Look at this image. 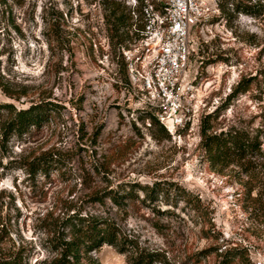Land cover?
I'll list each match as a JSON object with an SVG mask.
<instances>
[{
	"label": "rangeland",
	"instance_id": "374dc122",
	"mask_svg": "<svg viewBox=\"0 0 264 264\" xmlns=\"http://www.w3.org/2000/svg\"><path fill=\"white\" fill-rule=\"evenodd\" d=\"M110 1L131 13L114 37ZM216 1L213 22L193 35L196 100L207 113L220 109L208 133L246 132L264 149V13L236 11L244 0ZM141 6L0 0V71L9 89L0 87V103H51L41 126L7 137L2 110L0 252L22 248L25 264H46L56 256L52 237L82 212L111 217L137 247L105 243L82 254V264H220L231 248L245 257L240 264H264V160L251 169L235 157L210 162L201 126L165 137L127 85L123 50L136 39L130 24ZM243 77L247 90L229 98ZM47 152L59 161L33 173L28 162ZM134 183L136 201L122 209L92 200Z\"/></svg>",
	"mask_w": 264,
	"mask_h": 264
},
{
	"label": "trees",
	"instance_id": "16d2710c",
	"mask_svg": "<svg viewBox=\"0 0 264 264\" xmlns=\"http://www.w3.org/2000/svg\"><path fill=\"white\" fill-rule=\"evenodd\" d=\"M141 5L145 0H138ZM157 4V0H151ZM122 6L116 1H110L107 6L106 13L107 23L112 31V36L119 33L121 27L126 26V21L131 19V13L127 15L121 9ZM224 13L226 9L222 7ZM236 11H243L247 14L262 15L264 13V5L261 2H253V0L239 1L235 5ZM137 22H140L137 23ZM213 22V20H211ZM132 27L136 25L133 36L140 37V33L144 29V21L142 15L130 24ZM129 33V32H128ZM123 73L128 78L126 63L122 56ZM3 75L0 71V87L8 93L9 89L3 80ZM251 79L243 77L231 92L229 98L236 96L241 91H246ZM247 83V84H245ZM51 103L40 101L33 103L28 107L17 109L12 103H0V116L3 109L8 111V117L2 123L4 134L9 136L14 131H26L31 126L39 127L47 120V110ZM220 113L219 107L212 112L205 114L201 120V135L204 147L207 151L210 162L216 163L225 161L231 158L245 160L241 164L249 165L250 169L254 167V161L258 159L264 160V149L258 136H251L246 132L238 131H221L220 133H208L210 128L209 123L216 119ZM154 126L160 127L165 137L170 138V133L165 126L159 121L156 114L152 111H146ZM60 159L58 154L47 152L29 161V168L34 173L38 170H46L55 161ZM264 163V161H263ZM132 185L130 188H121L125 190L121 193L120 189H105L95 193L92 196L93 201H98L101 205H106V199H110L112 203L122 209L127 201H136L135 188L137 185ZM196 208V207H195ZM69 230L66 233V230ZM52 248L56 252V256L49 260L46 264H82L80 257L82 254L96 249L107 243L117 247L121 252L128 250H136L135 245L127 237L121 235V230L118 223L111 217L104 215L83 214L82 212H74L66 219V224L61 227L52 237ZM237 248L227 250L220 264H240L244 256L238 253ZM0 264H25L24 253L22 248L8 249L6 252H0Z\"/></svg>",
	"mask_w": 264,
	"mask_h": 264
},
{
	"label": "built area",
	"instance_id": "2783aa9c",
	"mask_svg": "<svg viewBox=\"0 0 264 264\" xmlns=\"http://www.w3.org/2000/svg\"><path fill=\"white\" fill-rule=\"evenodd\" d=\"M138 2L128 0L135 8ZM219 11L216 0H145L144 29L123 50L127 85L172 135L198 131L207 114L196 100L190 59L195 31L203 32ZM132 13L138 17L135 9Z\"/></svg>",
	"mask_w": 264,
	"mask_h": 264
}]
</instances>
